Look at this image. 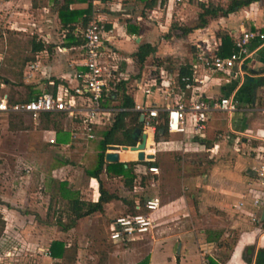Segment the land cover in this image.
Here are the masks:
<instances>
[{
    "label": "crops",
    "instance_id": "0c3cea01",
    "mask_svg": "<svg viewBox=\"0 0 264 264\" xmlns=\"http://www.w3.org/2000/svg\"><path fill=\"white\" fill-rule=\"evenodd\" d=\"M18 1L0 0V7ZM25 2L36 7L53 5L59 32L55 36L45 31L36 40L32 35L29 55L19 64L18 82L0 76V97L6 95L9 101L17 102L45 91L55 94L68 89L73 93L79 83L75 75L85 70L81 45L75 44L78 37L83 39V28L81 17L76 23L62 26L58 12L67 5L69 10L84 11L82 17H89V22L99 21L107 31V39L102 41L103 60L118 67L125 94L133 99L134 111L138 112L136 105L167 111L179 101L197 97L208 101L221 96L232 97L236 110H211L199 134L193 131L192 117L187 114L184 131H167L166 137L158 141L154 140L155 132L142 124L141 129L147 133L145 154L152 157L138 160L130 146H119L114 151L118 160L106 161L104 155L96 177L88 173L98 164L101 133L122 110L116 95L104 99L102 108L110 115L98 120L93 139L73 140L71 131L76 121L63 112L42 113L37 119L0 112V152L12 155L15 162L25 166V172L18 176L25 185L15 192L0 194V218L5 228L29 230V244L43 263L92 264L95 259L89 244L99 239L98 233L102 230L108 234L116 216L139 210L146 198L156 195L160 207L153 222L158 236H151L149 254L136 264L143 260L146 264H200L206 257L220 264H254L256 251L264 247V220H260L264 209V41L252 40L248 53L229 71L208 70L198 55H218L224 36L234 49V41L242 32H264V3L255 1L225 16L207 17L204 27L183 33L180 27L196 24L201 5L225 8L231 0ZM69 27H73L71 31ZM36 42L43 48L33 52ZM142 44L154 46L155 52L139 63L135 53ZM182 67L191 71L190 78L179 75ZM146 88L148 94L143 91ZM10 119H18L19 126ZM221 131L225 137L237 141L240 138L252 156L246 160L235 158L229 169L224 168L219 158L226 149L215 139L216 132L220 136ZM8 135L14 141L3 143ZM108 147L105 154L111 152ZM147 160L153 163L147 164ZM115 162L132 169L131 187L127 176L108 169L107 164ZM244 162L252 166L244 169ZM148 165H156L158 173L145 174ZM138 178L142 180L141 188L134 191ZM170 181L180 184L175 194H169L162 185ZM100 193L113 198L103 203L101 211L81 217L63 230L72 217V202H97ZM254 199L258 200L256 206L252 204ZM231 210L244 212L245 218H230ZM210 220L215 221L213 225L208 224ZM105 236L108 244V235ZM53 241L63 243L62 256H50ZM5 263L39 264L29 259Z\"/></svg>",
    "mask_w": 264,
    "mask_h": 264
},
{
    "label": "built area",
    "instance_id": "2783aa9c",
    "mask_svg": "<svg viewBox=\"0 0 264 264\" xmlns=\"http://www.w3.org/2000/svg\"><path fill=\"white\" fill-rule=\"evenodd\" d=\"M83 43L80 49L83 54L84 71L75 76L79 79L78 85L70 93L68 89H62L57 93L42 92L25 102H10L6 95L0 97V112L20 113L37 119L42 113H66L76 121L71 137L77 139H93L94 129L98 120L104 115H110L102 108L104 99L115 93L116 83L121 79L118 67L109 65L103 60L102 41L107 39V31L99 21L92 20L81 31ZM254 39L264 41V32L259 30H246L234 41V49L228 56H220L214 52H200L198 58L205 68L210 71H229L242 60L248 53L250 42ZM33 68V65H30ZM186 80V78H183ZM187 87L189 85L186 83ZM145 94L149 89L143 90ZM139 115L143 116L144 128L155 132L154 120L159 110L155 107L136 105ZM211 110L233 112L236 110V102L232 97L221 96L212 100H203L199 97L188 102L179 101L167 110V131L182 132L185 128L187 114L192 117V127L195 133H201ZM142 132H145L142 129ZM147 134V133H146ZM2 134L0 132V141ZM145 174H157L156 165H148ZM141 178L135 180L134 191L140 189ZM153 185V182L150 184ZM253 206L258 205L254 199ZM160 207V199L156 195L143 201L139 210L127 212L116 216L109 227L108 240L112 243L137 240L151 235L154 228L153 215ZM0 264H6L0 259ZM200 264H206L201 259Z\"/></svg>",
    "mask_w": 264,
    "mask_h": 264
},
{
    "label": "rangeland",
    "instance_id": "374dc122",
    "mask_svg": "<svg viewBox=\"0 0 264 264\" xmlns=\"http://www.w3.org/2000/svg\"><path fill=\"white\" fill-rule=\"evenodd\" d=\"M18 1V0H17ZM26 0H19V3L4 5L0 7V76L14 79L16 83L19 80L17 73L19 71V64L21 59L26 55H29L30 39L32 35L35 40L41 34L46 32L53 33L55 36L59 32V26L56 24L54 6H32L28 5ZM44 1V0H40ZM45 24V28L42 29V25ZM44 27V26H43ZM13 63V64H12ZM11 67L12 70H11ZM11 87V86H10ZM2 91H0V94ZM10 122L14 125L19 124L18 119H10ZM27 122V121H26ZM19 126V125H18ZM219 134L216 132L215 139L221 142L220 147H225V151H221L222 159L221 163L225 164L224 168L229 169L230 163L235 158L248 159L253 153L248 147L242 146V140L238 138V141L233 137H225V132L221 131ZM14 135H17L14 133ZM13 135V136H14ZM4 137V134H3ZM3 143L13 142L12 136L8 135ZM237 145V147H235ZM222 149V148H221ZM217 155L218 150L216 151ZM201 157L197 158L200 159ZM196 161V158L193 159ZM14 161L12 155H7L0 152V194L5 195L9 192H15L22 185L25 184L19 175L25 172V166L21 162ZM227 163V165H226ZM252 165L244 162L243 168H249ZM233 166L230 167V169ZM244 172V171H243ZM3 181V183H2ZM176 183V182H175ZM173 183L172 181L163 183V187H166V191L169 194H175L180 189V184ZM178 184V187H177ZM165 191V188L163 189ZM1 200V198H0ZM233 208V207H232ZM245 218L244 212L231 210L230 218ZM1 217V216H0ZM2 218H0V258L4 262L17 259L20 262L26 259L34 260L39 264L43 263L42 257L35 253V249L30 245L29 230L26 229H9L2 227ZM50 221V218L48 219ZM244 221V220H243ZM26 223V220H24ZM214 220H210L209 225L214 224ZM246 222V221H245ZM230 223V221H229ZM246 224V223H245ZM228 227V226H227ZM99 239L94 240L89 244V248L92 250L94 261L92 264H136L140 259L149 254L151 244L150 239L158 236L156 228H153L151 235L146 237L123 241L119 243L105 242V235H108L104 231H100ZM232 235V238H234ZM105 236V237H104ZM152 236V237H151ZM37 254V255H36ZM38 256H40L38 258ZM50 264H65V263H50Z\"/></svg>",
    "mask_w": 264,
    "mask_h": 264
},
{
    "label": "trees",
    "instance_id": "16d2710c",
    "mask_svg": "<svg viewBox=\"0 0 264 264\" xmlns=\"http://www.w3.org/2000/svg\"><path fill=\"white\" fill-rule=\"evenodd\" d=\"M262 1L264 0H231V2L225 7L213 6V5H201V11L198 14V20L196 24L192 27H180L183 33H187L193 29L204 27L208 23L207 17H215L218 14L223 16L228 13L234 11L236 8H240L242 6H247L251 2ZM84 11L78 10H69L67 5L62 6L59 9L58 16L60 18V22L62 26L66 27L71 23H76L78 19L81 17V25L84 29L89 22V17H82ZM103 26V25H102ZM73 27H69L70 31ZM83 39L78 37V40L75 42L77 45H82ZM43 48V45L40 42L33 43L32 51H39ZM233 50L229 38L227 36L223 37V47L220 49L218 55L225 56L229 54ZM155 52V47L150 44H142L138 47L137 52L135 53L136 60L139 63L144 62V60L152 53ZM159 62H157L158 65ZM179 75L190 78L191 71L187 67H182L179 71ZM117 96L120 100L119 106L122 110H119L118 113L112 120L111 125L101 133V140L99 142V154H98V164L94 171H90L88 174L96 177L98 171L101 169L102 164L104 162L105 151L110 145L117 146H134L136 145L138 139L134 138L133 132L135 129L142 128V123L139 121L138 112L134 111V102L133 99L125 94L124 81L121 79L116 83V91L115 93L108 96L109 99H113L114 96ZM27 100L23 99L17 102H25ZM10 102H15L11 101ZM167 111H159L157 117L154 120L155 125V134L154 140L158 141L161 138H165L167 135ZM147 164H152V160H147ZM128 165V164H127ZM107 167L112 169L116 174H123L127 176V184L131 187V182L133 180L132 169L130 167L124 168V163L115 162L108 163ZM113 198V196L103 197V193H100V197L97 202H79L74 200L72 203V217L69 221L63 225V230L71 228L76 220L87 216L93 212L101 211L103 203L107 200ZM2 227H3V222ZM262 227L264 228V222H262ZM64 252V246L61 241H53L49 246L50 256L55 258L62 256ZM146 260L141 261L139 264H146ZM206 264H220L217 260L212 257H206ZM254 264H264V247L259 248L256 251Z\"/></svg>",
    "mask_w": 264,
    "mask_h": 264
},
{
    "label": "water",
    "instance_id": "95a60500",
    "mask_svg": "<svg viewBox=\"0 0 264 264\" xmlns=\"http://www.w3.org/2000/svg\"><path fill=\"white\" fill-rule=\"evenodd\" d=\"M142 120H143V116L141 115L139 117V121L142 122ZM133 135H134L135 139H138V137H139V140L137 141L136 145L130 146L129 149L137 152V159L138 160H143L144 158H146V159L151 158L152 155L145 154L147 134L145 132H142V129L138 128V129L134 130ZM118 148H119V146H117V145L109 146L108 149L111 150V152H107L105 154V160L109 161V162L117 161L118 160V154L114 151L117 150ZM123 148H127V147L123 146ZM260 220L261 221L264 220V209L262 211Z\"/></svg>",
    "mask_w": 264,
    "mask_h": 264
}]
</instances>
